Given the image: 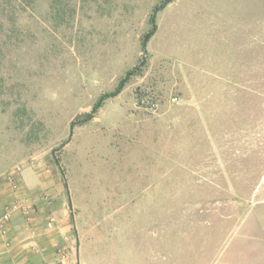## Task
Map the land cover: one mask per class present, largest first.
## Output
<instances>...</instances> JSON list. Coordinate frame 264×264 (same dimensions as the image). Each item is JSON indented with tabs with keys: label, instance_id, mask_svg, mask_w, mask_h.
Segmentation results:
<instances>
[{
	"label": "rangeland",
	"instance_id": "1",
	"mask_svg": "<svg viewBox=\"0 0 264 264\" xmlns=\"http://www.w3.org/2000/svg\"><path fill=\"white\" fill-rule=\"evenodd\" d=\"M162 1L0 0V176L61 189L82 261L254 264L264 0H171L142 51Z\"/></svg>",
	"mask_w": 264,
	"mask_h": 264
},
{
	"label": "crops",
	"instance_id": "2",
	"mask_svg": "<svg viewBox=\"0 0 264 264\" xmlns=\"http://www.w3.org/2000/svg\"><path fill=\"white\" fill-rule=\"evenodd\" d=\"M44 181V175L22 170L14 189L0 181V207L15 199H26L33 204L31 220L14 215L0 230V264H93L82 261V249L76 246V236L71 225L69 209L60 195ZM51 200L47 204L43 199ZM56 217L52 229L46 227L48 215ZM256 254L254 264H264V216L254 221ZM251 241V240H250ZM94 256H98L94 251ZM250 264V261H248Z\"/></svg>",
	"mask_w": 264,
	"mask_h": 264
},
{
	"label": "built area",
	"instance_id": "3",
	"mask_svg": "<svg viewBox=\"0 0 264 264\" xmlns=\"http://www.w3.org/2000/svg\"><path fill=\"white\" fill-rule=\"evenodd\" d=\"M140 104L153 109L156 107V102L152 98H143L140 100ZM23 167L17 165L13 167L8 172L0 176V181L7 183L12 188L17 187V181L22 173ZM47 204L51 203V200L47 197L43 198ZM33 204L26 199H15L9 204H5L3 207H0V230L4 234L6 232L5 226L10 222L14 215H20L25 220H31L33 216ZM56 217L52 213L48 215L46 227L52 229L55 225Z\"/></svg>",
	"mask_w": 264,
	"mask_h": 264
},
{
	"label": "trees",
	"instance_id": "4",
	"mask_svg": "<svg viewBox=\"0 0 264 264\" xmlns=\"http://www.w3.org/2000/svg\"><path fill=\"white\" fill-rule=\"evenodd\" d=\"M170 1L171 0H163L159 5L155 6V8L153 9L152 14H151L150 19H149L150 29L141 39V49H142V51L146 50V46H147L148 41L156 33V30H157L156 16H157V14L161 10H163ZM137 69H138V67H135L134 69L128 71L126 73L125 77L120 80L118 86L116 87V89L114 91H112L110 93H107V94H104L98 99V101L93 106L92 111L90 113L85 114L84 117L77 122V124L71 123V129L75 125H81V124H85V123H88L89 121H91L94 118L95 114L97 113L98 109L102 106L103 102L106 99L113 98V97L117 96L122 91V89L125 86V84L127 83L128 79L133 74L136 73ZM57 164H58V162H57ZM66 188H67V186H66Z\"/></svg>",
	"mask_w": 264,
	"mask_h": 264
}]
</instances>
